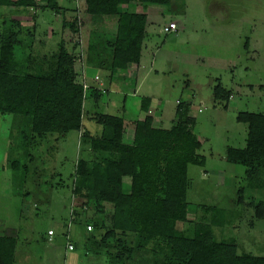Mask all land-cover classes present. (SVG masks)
Wrapping results in <instances>:
<instances>
[{
    "label": "rangeland",
    "instance_id": "obj_1",
    "mask_svg": "<svg viewBox=\"0 0 264 264\" xmlns=\"http://www.w3.org/2000/svg\"><path fill=\"white\" fill-rule=\"evenodd\" d=\"M59 2L62 8L80 12L85 58L89 44L101 46L98 34H116V17L87 14L85 0ZM147 8L150 41L134 81L120 72L110 85L108 68L87 66L89 80L100 76L109 93L102 96L98 106L91 99L85 101V125L93 135L100 134L102 127L88 119L98 112L121 117L128 125L146 115L157 116L163 121L162 128L170 129L179 102L192 104L194 134L206 163L203 167L189 166L188 219L202 222L211 217L206 208L221 209L226 225L213 227L216 239H235L239 253L264 256V220L255 219V209L250 207V202H264V171L261 185L250 187L246 168L226 159L228 149L246 147L248 125L237 121L238 114H264V0H171L168 6ZM36 15L33 21L22 9L0 8V23L19 20L26 29L21 32L32 34L27 46L33 44V50L18 48L16 58L23 70L30 58L34 74H39V70L43 73L50 68L63 34L61 16L42 10ZM105 20L112 24L106 27ZM171 22L178 31L167 34L164 28ZM46 57L49 63L44 62ZM219 82L231 92L229 104L215 100L214 87ZM145 97L152 100V110L147 114L142 110ZM128 129L131 132L133 128ZM23 130L18 118L0 114V235L17 238L15 264H110L106 251L97 250L96 254L84 230L88 221L111 226L109 205L104 206V213L88 211L81 220L70 221L69 236L63 234L68 230L64 224L71 218V204L79 205L71 191L76 163L81 158L91 160L80 134L71 132L59 142L51 137L27 154L21 142ZM15 161L20 164L18 170L12 168ZM124 182L129 187L131 180L125 178ZM187 227L179 223L180 229ZM50 229L56 231L53 240H49ZM69 239L75 251L68 250Z\"/></svg>",
    "mask_w": 264,
    "mask_h": 264
},
{
    "label": "trees",
    "instance_id": "obj_2",
    "mask_svg": "<svg viewBox=\"0 0 264 264\" xmlns=\"http://www.w3.org/2000/svg\"><path fill=\"white\" fill-rule=\"evenodd\" d=\"M42 1L46 5L41 6L39 0H0V8L22 9L31 14L33 21L38 10L61 16L63 34L50 68L34 74L30 58L26 70L21 69L16 58L18 48L33 50L31 45L27 46V38L33 37L32 34L21 32L26 29L19 20H2L0 114L14 116L24 126L21 142L27 154L51 137L59 142L71 132L80 134L86 145L85 154H91V160L81 158L76 163L72 175V197L78 199L79 205L71 204L74 219L64 224L68 229L64 236L70 234V221L81 220L88 211L104 213L107 204L112 212L111 226L102 221H88L84 230L96 254L97 250L106 251L110 264H264V256L239 253L235 239H216L213 227L226 225L223 210L206 208L211 219L207 217L202 222L188 219L189 166L203 167L206 163L199 154L201 143L194 134L195 119L190 116L189 102H179L170 129L154 127L150 115L128 125L121 117L98 112L88 119L100 125L102 132L93 135L85 125V101L91 99L99 104L102 96L109 93L107 88L99 87L100 76H96L100 77L99 82L96 77L89 80L87 66L108 68L112 79L139 65L146 38L147 7L168 6L171 0H85L87 14L116 17L118 24L114 36L97 35L101 46L89 44L86 58L81 44L80 12L62 8L59 0ZM84 83L89 87L86 91ZM214 94L217 103L229 104L231 92L220 82L214 87ZM151 101L143 99L145 114L150 111ZM237 121L248 125L246 147L228 149L226 159L246 168L250 187L261 185L264 114L239 113ZM129 126L134 129L130 143ZM12 168L18 170L19 162H13ZM29 171L26 166V172ZM125 178L131 180L129 187ZM243 191L239 193L240 204ZM250 207L255 209V219L264 220V202H250ZM179 223L188 227L180 229ZM90 224L94 227L92 232L87 230ZM17 242L14 235L0 236V264H15Z\"/></svg>",
    "mask_w": 264,
    "mask_h": 264
},
{
    "label": "crops",
    "instance_id": "obj_3",
    "mask_svg": "<svg viewBox=\"0 0 264 264\" xmlns=\"http://www.w3.org/2000/svg\"><path fill=\"white\" fill-rule=\"evenodd\" d=\"M149 13H148V21H147V26H148V23H149ZM117 21V20H116ZM110 24H112L111 23V21H108L107 22V20H105L104 21V25L106 26V27H108V25H110ZM109 29V28H108ZM114 31L116 30V32H117V29L115 28V29H113ZM107 31V30H106ZM148 41H150V38H149V33H148V31H147V28H146V38H145V40H144V43H143V50H142V57H141V61H140V64L139 65H135V66H131L130 68H129V71L126 73L127 74V76H125V75H123L122 77H124V78H126L127 77V79H131V80H135V75L140 71V70H142V60H143V53H144V49L147 47V42ZM149 43V42H148ZM29 45V44H28ZM31 47H32V49H33V44H31ZM89 74V73H88ZM87 74V75H88ZM146 75H147V73H145ZM143 75V74H142ZM95 76H97V75H95ZM116 76L117 75H115V77L114 78H112L113 80L114 79H117L116 78ZM100 78V77H99ZM111 79V80H112ZM143 79L145 80V78L143 77ZM136 81H138L137 79H136ZM102 84V89H106L107 87H105L106 85H105V83L104 82H102L101 81V79H100V84H98L99 85V87H101L100 85ZM136 92V91H135ZM146 98V97H145ZM147 98H150V97H147ZM97 106H98V104H96ZM151 105H152V102H151ZM150 105V111L152 110V106ZM191 106H192V104H191ZM150 111H149V113H150ZM190 116L192 117V118H194L195 119V117L194 116H192V114H191V108H190ZM153 117V119H154V122H153V124H154V127H162V124H163V121L159 118V117H157V116H152ZM145 118V117H144ZM143 118V119H144ZM131 125V124H130ZM131 134V135H130ZM133 135H134V129H132L131 130V132H128V142L130 143L131 141H132V138H133ZM0 236H3V235H0ZM56 236V235H55ZM75 251V250H74Z\"/></svg>",
    "mask_w": 264,
    "mask_h": 264
},
{
    "label": "built area",
    "instance_id": "obj_4",
    "mask_svg": "<svg viewBox=\"0 0 264 264\" xmlns=\"http://www.w3.org/2000/svg\"><path fill=\"white\" fill-rule=\"evenodd\" d=\"M177 31H178V27H177V25L174 22H171L168 26H166L164 28V32L165 33H168V34L169 33H176ZM96 81L99 82V77H96ZM100 86L102 87V84ZM88 88H89L88 85L84 83V90L86 91ZM73 206L74 205L72 204V207ZM73 212H74L73 210L70 212V217H71L72 220L74 219ZM93 229H94V227H93L92 224H90V225L87 226L88 232H92ZM55 235H56V231L54 229H50L48 231L49 240H53V237H55ZM67 247H68V250L69 251H74L75 250V246H74L73 243L70 242V239L68 240Z\"/></svg>",
    "mask_w": 264,
    "mask_h": 264
}]
</instances>
